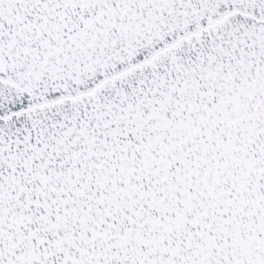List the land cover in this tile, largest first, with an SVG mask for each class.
<instances>
[{
    "label": "snow or ice",
    "instance_id": "6c2138e0",
    "mask_svg": "<svg viewBox=\"0 0 264 264\" xmlns=\"http://www.w3.org/2000/svg\"><path fill=\"white\" fill-rule=\"evenodd\" d=\"M0 264H264V0H0Z\"/></svg>",
    "mask_w": 264,
    "mask_h": 264
}]
</instances>
